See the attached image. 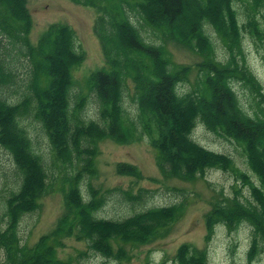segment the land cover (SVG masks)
Masks as SVG:
<instances>
[{
    "label": "trees",
    "instance_id": "trees-1",
    "mask_svg": "<svg viewBox=\"0 0 264 264\" xmlns=\"http://www.w3.org/2000/svg\"><path fill=\"white\" fill-rule=\"evenodd\" d=\"M72 1L98 13L94 31L105 66L87 77L98 99V119L83 116L86 95L77 92L76 104L71 105L73 72L85 60L75 29L52 23L33 44L27 0H0V147L11 155L20 175L19 187L7 198L6 212L0 217V264H73L72 258L59 255L71 237L85 241L91 252L122 260L128 258L127 244H145L166 235L183 214L184 204L151 207L124 219L99 218L96 212L106 196L90 183L88 197L81 189L84 178L96 173L99 141L110 137L131 143L145 134L167 175L192 180L210 168H222L245 180L254 199L242 195L216 200L206 216L207 228L213 232L222 224L234 230L248 222L253 227L249 257H258L264 251V89L246 62L243 30L262 34L259 17L264 16V0H245L244 20L235 6L242 0ZM213 34L226 49L224 60L217 55ZM169 42L189 48L202 60L193 66L176 64ZM11 50L29 61L25 91L18 88ZM193 69L196 80L185 90L183 83L190 81ZM128 81L135 87L133 115L123 106ZM238 81L252 94V113L240 102L234 88ZM26 117L40 122L48 135L53 164L62 162L73 171L62 178L67 185L61 188L64 212L33 245L22 244L20 220L40 209L41 199L54 187L46 160L24 127ZM198 123L241 144L262 187L237 168L230 155L196 141L192 131ZM116 170L142 178L141 170L130 162H118ZM83 255L89 251H81ZM175 259L178 264H207V251L185 243Z\"/></svg>",
    "mask_w": 264,
    "mask_h": 264
},
{
    "label": "rangeland",
    "instance_id": "rangeland-1",
    "mask_svg": "<svg viewBox=\"0 0 264 264\" xmlns=\"http://www.w3.org/2000/svg\"><path fill=\"white\" fill-rule=\"evenodd\" d=\"M33 19L30 39L37 43L41 35L52 23L71 25L76 31L77 47L85 52V60L74 69V88L71 105L75 106L77 92L87 96L84 117L98 119V99L88 87L87 77L96 69L105 66V57L99 38L94 31L97 11L72 0H27ZM241 20L245 19L246 1L235 3ZM260 18L262 34H251L244 29L243 47L245 58L264 89V16ZM213 43L219 58L228 54L219 39L213 34ZM168 49L172 59L179 65H195L202 57L189 48L169 42ZM10 53L12 66L19 74L18 88L25 91L29 76V61L17 50ZM17 69V70H16ZM197 77V69L190 74V81L183 83L185 90L192 88ZM234 88L241 104L250 113L253 97L250 90L235 82ZM19 94H13L16 98ZM134 83L128 81L123 92V106L130 115L137 110L134 100ZM24 127L29 132L36 151L44 156L49 174V182L54 190L41 199L40 209L26 213L20 220L19 233L22 244L33 245L41 235L50 232L65 209L64 179L72 175L71 166L62 162L53 164L52 150L48 135L35 118L26 117ZM193 138L200 144L230 155L237 168L246 173L253 183L262 187L258 175L248 163L244 147L234 139L222 136L198 123L192 131ZM99 151L95 157V169L90 178L81 182L83 194L88 197L89 183L104 194L106 200L96 212V216L106 219H124L138 211L151 207L184 204L182 215L169 228L166 235L145 244H127L126 259H108L99 253L91 252L85 241L74 237L66 239V247L59 250L63 258H72L73 264H178L175 259L178 248L185 243L207 251V264H264V251L251 259L249 250L253 227L242 222L238 228L229 230L225 225L215 226L213 232L207 228L206 216L216 200L242 195L254 199L250 186L231 170L210 168L203 175L192 180H183L162 172L157 161V150L145 134L131 143H119L106 137L98 142ZM118 162L135 164L142 172V178L119 174ZM19 173L11 155L0 147V217L6 212V201L19 187ZM63 178V180H62ZM236 191V193H235ZM210 233V234H209ZM209 235V238H208ZM81 251H89L88 256H80Z\"/></svg>",
    "mask_w": 264,
    "mask_h": 264
}]
</instances>
